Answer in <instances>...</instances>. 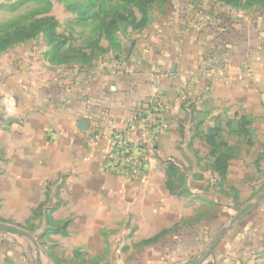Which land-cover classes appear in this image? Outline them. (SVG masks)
Segmentation results:
<instances>
[{"label":"crops","instance_id":"crops-1","mask_svg":"<svg viewBox=\"0 0 264 264\" xmlns=\"http://www.w3.org/2000/svg\"><path fill=\"white\" fill-rule=\"evenodd\" d=\"M220 21L154 20L141 31L129 28L127 37H119L123 53L100 59L94 67L64 71L42 70L28 62L9 68L0 63V83L6 81L23 102L18 117L0 129L8 141L6 162H0L6 204L32 213L42 203H52V219L69 221L67 235L55 237L58 251L47 264H65V254L75 264V251L89 253L95 264H124L117 245L129 244V237L160 246L161 238L146 241L168 230L167 236L186 245L191 241L187 238L209 227L210 221L203 220L199 229L198 223L175 216L173 200L161 207L165 191L193 194L181 165L171 158L183 146L178 141L196 136L203 125L196 120L198 113L212 114L200 133L209 155L204 137L220 120L224 126L237 114L246 115L254 138L264 135V13L257 11L248 21L233 16ZM155 100L160 103L157 118ZM228 106L236 110L224 122ZM141 113L148 128L132 131L129 123ZM80 122L87 128L81 129ZM111 127L138 144L136 152L146 168L136 180L106 170ZM162 156L169 157L164 175L158 170ZM170 160L183 176L182 186L168 184ZM211 167L224 181L213 163ZM238 224L209 256L211 264H264V200Z\"/></svg>","mask_w":264,"mask_h":264},{"label":"rangeland","instance_id":"rangeland-1","mask_svg":"<svg viewBox=\"0 0 264 264\" xmlns=\"http://www.w3.org/2000/svg\"><path fill=\"white\" fill-rule=\"evenodd\" d=\"M51 1L53 3L52 8L46 12L48 10L47 5L38 0H0V23L54 16L59 23V38L69 39V44L59 59L70 58V60H74L59 65L56 62L48 61L46 53L50 50L51 44L48 43L44 34H40L32 40L13 45L7 51L0 53V63L6 64L9 68L8 64L23 66L24 63L28 62L27 66L42 67V70L54 67L53 69L66 71L80 66L84 67L82 60L88 61L92 58L90 65L94 67L98 65L100 59L108 61L115 57L114 50L112 53L109 52L111 49L107 40L103 41L104 39H102L99 44L97 43V34L93 31V20L78 21V15L69 11L64 2ZM191 5H193L192 8ZM175 8L177 9L173 10ZM257 11L264 13V10L259 8L231 10L229 6L213 0H170L165 3H154L150 6L148 23H154V20L156 23L160 21L161 23H188L194 19L198 21L201 18H205L209 22L218 18L222 23V16L224 21H231V16L248 21ZM199 13L201 16H197ZM136 14L138 18L142 17L139 12ZM214 23L217 22L214 21ZM130 33L129 28L121 26L117 35L125 38ZM0 84V129H5L12 119L18 117V107L22 99L12 87L5 86L6 81H1ZM10 95L15 98L14 106L7 102ZM234 110L236 109L232 106L227 107L223 115L224 122L231 118ZM239 112L244 113L245 111L239 108ZM252 112L255 114L254 110ZM196 120L203 123L201 129H197V134L192 139L187 138L178 141V146L180 144L183 146L179 147L180 152L176 158L171 157L181 165V173L185 174L190 181V189L193 194L187 197L184 194L173 196L169 191H165L168 201L163 199L161 207H167L169 200H173L171 205L176 211L175 216L178 217L181 214L182 221L192 220L193 223H198V226L203 220L210 221L209 227L202 229L200 235L187 238L191 241L186 245L184 243L179 244V241L175 240L174 237L167 235L161 238L160 246L158 244L154 246L151 244L143 245L138 242L137 237H129V242L126 241L129 244L122 246L119 243L117 245L122 247V251L118 255L124 264H184L198 257L217 234L229 224L233 216L264 192V135L256 134L255 138L253 136V143L249 145L243 137L233 133L232 129L226 124L224 125L223 135L231 148L235 150L236 155L231 160L226 179L221 181L212 170L213 158L209 155L208 147L203 139H200L201 130L203 129L204 132L206 126L211 122L212 114L198 113ZM7 142L4 136H0V162H6L4 151ZM168 158L162 156L158 161L160 175L165 174L166 164L164 161H167ZM162 190H165L164 183ZM6 200L7 196L3 195L2 190H0V222L21 227L32 233L39 242L43 263H49L51 257L58 251L54 246V239L60 233H54V230L63 227L65 221L68 220L55 221L49 218L52 210L56 207L52 203L46 204L38 213L36 211L39 207L30 213L17 212L16 209L6 204ZM238 223L232 229L237 227ZM232 229L225 237L231 233ZM74 255L79 259L75 264H95V258L89 253L75 251ZM64 260L65 264H73V261H69L67 254H65ZM0 264H37L35 245L23 235L0 230ZM203 264H211V262L206 260Z\"/></svg>","mask_w":264,"mask_h":264},{"label":"trees","instance_id":"trees-1","mask_svg":"<svg viewBox=\"0 0 264 264\" xmlns=\"http://www.w3.org/2000/svg\"><path fill=\"white\" fill-rule=\"evenodd\" d=\"M47 5L48 10L52 8L51 0H38ZM64 2L67 9L78 15V21L93 20V31L97 34V43L104 39L109 42L111 50L116 53L118 58L123 53L122 43L117 35L118 29L121 26L124 28H132L134 30L143 29L150 19V6L154 3H165L169 0H59ZM119 1V3H117ZM226 6L231 10H243L259 8L264 10V0H213ZM136 12L141 14L138 18ZM27 19V18H26ZM25 19V20H26ZM123 22V23H122ZM59 23L54 16L45 18H35L26 21H13L9 23H0V53L7 51L11 46L24 43L44 34L51 48L46 55L48 61L56 62L57 65L63 62H72L74 59H59L63 50L68 46V38H59L58 34ZM92 59V58H91ZM91 59L88 61L82 60L85 65L91 64ZM79 61V60H78ZM220 119V117L218 118ZM226 125L233 130V133L243 137L249 145L253 143V130L251 128L252 120L246 115L237 114L235 119L227 121ZM223 123L220 121L209 128L205 134L204 140L210 147V156L214 159L213 168L218 173L221 179H226L230 166V161L235 157L236 152L231 148L230 144L224 137ZM183 181V176L180 175L176 162L170 160L168 166V184L169 186H177L176 183ZM182 186V183H179ZM46 203H42L36 213L44 207ZM54 208L53 211H55ZM49 218L52 219L51 214ZM54 220V219H52ZM69 221H65L63 227L54 230V233L67 234V226ZM168 233V230L163 231L157 237L152 238L146 243L157 242L160 238Z\"/></svg>","mask_w":264,"mask_h":264},{"label":"built area","instance_id":"built-area-1","mask_svg":"<svg viewBox=\"0 0 264 264\" xmlns=\"http://www.w3.org/2000/svg\"><path fill=\"white\" fill-rule=\"evenodd\" d=\"M9 105H15V98L10 95L7 100ZM155 118L160 113V103L155 100L152 102ZM129 127L132 131L136 129L148 128L144 113L138 114L130 123ZM110 150L107 156L106 170L114 173L115 175L124 176L130 180L138 179L145 171L146 165L144 160L137 155L138 144L127 135L126 132L118 129L117 127H111L110 129ZM98 139V134L93 135Z\"/></svg>","mask_w":264,"mask_h":264},{"label":"water","instance_id":"water-1","mask_svg":"<svg viewBox=\"0 0 264 264\" xmlns=\"http://www.w3.org/2000/svg\"><path fill=\"white\" fill-rule=\"evenodd\" d=\"M79 127L81 129H86L87 125L85 122H80ZM263 200L264 192L260 193L252 202L247 204L239 213L233 216L229 224L218 233V235L209 243V245L203 250V252L198 257L188 262H185L184 264H203L204 262H206V260H208L209 256L214 251V249L217 247L218 243L225 237V235L232 229V227L239 221L245 219L248 215L252 214ZM0 230L11 231L29 238L36 247L37 264H44L41 258L39 242L32 233L21 227L4 222H0Z\"/></svg>","mask_w":264,"mask_h":264},{"label":"bare ground","instance_id":"bare-ground-1","mask_svg":"<svg viewBox=\"0 0 264 264\" xmlns=\"http://www.w3.org/2000/svg\"><path fill=\"white\" fill-rule=\"evenodd\" d=\"M56 221V220H55Z\"/></svg>","mask_w":264,"mask_h":264}]
</instances>
